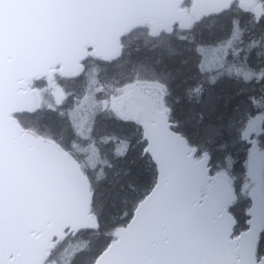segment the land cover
Segmentation results:
<instances>
[{
    "label": "water",
    "instance_id": "obj_1",
    "mask_svg": "<svg viewBox=\"0 0 264 264\" xmlns=\"http://www.w3.org/2000/svg\"><path fill=\"white\" fill-rule=\"evenodd\" d=\"M184 1L0 0V264H40L63 232L98 227L82 169L12 119L34 111V96L24 84L52 77L55 67L74 75L87 59V48L94 59L116 57L120 40L140 28L142 20L150 22L153 33L187 27L191 21L181 10ZM192 1L196 21L220 15L234 2L254 4ZM159 105L132 119L155 166L156 184L94 264H264V257L256 259L264 229L262 159L254 156L250 162L255 189L248 228L232 238L235 222L227 209L234 196L228 181L210 180L208 157L195 159L196 152ZM111 108L118 110L116 103ZM209 183L200 200L197 192Z\"/></svg>",
    "mask_w": 264,
    "mask_h": 264
},
{
    "label": "trees",
    "instance_id": "obj_2",
    "mask_svg": "<svg viewBox=\"0 0 264 264\" xmlns=\"http://www.w3.org/2000/svg\"><path fill=\"white\" fill-rule=\"evenodd\" d=\"M258 2L264 10V0ZM189 6L186 0L181 8ZM248 7L234 2L220 15L191 21L187 27L177 25L168 32L138 28L120 40L116 57H89L79 75L55 76L57 86L67 95L60 107L12 116L24 132L52 142L76 162L88 158L80 147H90L106 157L104 163L86 165L82 170L90 187V212L97 229L67 231L45 264H94L156 184L155 166L144 152L146 143L133 118L121 116L124 119L119 120L100 108V90L106 87L119 89L135 80L162 85L163 111L174 131L196 152L197 160L208 157L210 175L227 171L239 193L246 178L243 163L248 146L242 131L259 116V135L252 148L264 151V13L259 15V10L254 13ZM33 83L34 88L44 85L42 80ZM91 93L94 100L90 105L84 100ZM147 113H139L136 119ZM250 204V199L239 197L228 209L235 221L233 236L247 230ZM71 248L75 251L68 257ZM262 257L264 229L256 251V259Z\"/></svg>",
    "mask_w": 264,
    "mask_h": 264
},
{
    "label": "rangeland",
    "instance_id": "obj_3",
    "mask_svg": "<svg viewBox=\"0 0 264 264\" xmlns=\"http://www.w3.org/2000/svg\"><path fill=\"white\" fill-rule=\"evenodd\" d=\"M189 1H190V6L187 9L181 8V10H182L183 13L186 14L187 19L189 21H194V18H193L192 14H191L193 1L192 0H189ZM257 6H259V12H257V14L261 15L262 13H264V10L261 8V4H260V2H258V0H254V4L252 6H250V7H248V8H249L250 11H253L254 9L257 8ZM149 25H150V22L148 20H142L140 22V26L141 27H147L148 30H149ZM227 48H228V45L225 48L221 49L220 56L224 55V53L226 52ZM85 56L87 58L93 57L91 49H89V48L85 49ZM222 64H223V61L220 60V67H222ZM210 65H211V63H208V67ZM81 72H83L82 65H81L79 71L77 73H75L74 75H71V76L64 75L61 72L59 67H55V68H52V73H53L52 77L40 79L44 83V85L42 87L34 88L35 87L34 83H33L34 81L28 82L27 84H24L23 89L25 91H31L33 96H34V107H33L34 111L35 110H42V109H53L54 110V109L60 107L63 104V102L65 101V99L67 98V95L63 92V90L61 88H59L57 86V84H56V82L54 80L55 76H61V77H65V78L69 77L70 78V77H74V76L79 75ZM40 80H38V81H40ZM137 90H150V91L154 90V91H156L159 94L158 101H159V104H160L159 105L160 106V110H162V111L165 110L164 104H163V97L165 96V88L162 85L158 84V83L141 81V80H135L131 84L126 85V86H124L122 88H119V89H114L112 87H106L103 90H100V91H102V98H101V101H100V108L102 110H104L107 113L108 116L114 117V118L119 119V120H123L124 118L119 116L117 114V112H116V109H112L111 106H112L113 103H116L118 105V101L120 99H122L123 96L131 93L132 91H137ZM93 100H94V97H93V94L91 93V94L88 95V97H86V99L84 101L89 102V104L91 105L93 103ZM83 104L85 105V102H83ZM83 108H84V106H81V109H83ZM76 113H77V116H79V117L81 116L82 110H80L79 106L77 107ZM70 118H73V117L70 115ZM260 118H261V116H259L257 118H252L248 122V124L246 125L245 129L242 131V137H243V139H245V141H246L248 146H247V150H246L245 161L243 163V166H244L245 171H246V178H245L243 184L240 187L239 193L238 194L235 193L234 188L232 186V181L233 180L229 177L230 175H229V173L227 171H225V170L216 171L212 175H210V173H209V178H210L211 181H213L215 179H222V180L224 179V180L228 181V183L230 184V188L232 189L233 196H234L233 203L239 197L250 199V194L255 189V184L250 178V162H251V159L254 156H256V155H258L257 156L258 158H259V156L263 158V163H262V167H261V170H260V176L262 178V183H263L264 151L259 149L256 146H255V148H252V144H253L252 141L255 140V137L257 135H259ZM12 119H13V117H12ZM27 133H29V132H27ZM30 134L33 135L32 133H30ZM33 136L37 140H39L41 142L49 143V144L55 146L50 141H47V140H44L42 138L36 137L35 135H33ZM80 149L81 150H85V152L87 154V157H88L87 159H85L82 162H76L75 161L76 164L82 170H83L84 167H86V165H92L94 163L95 164L104 163L106 157H102L101 158L99 156L98 151L95 152V150H93L90 147L88 149H83L82 147H80ZM67 155L70 156L69 154H67ZM101 159H103V160H101ZM210 184L211 183H209L207 185V188L210 187ZM263 188H264V183H263ZM206 190H205V193H206ZM205 193H204V190H202L201 191V196L204 197ZM228 209H227V213L229 214ZM68 232H71V231H68ZM68 232L65 231L58 238H55L54 241H53V247L55 245H57L58 243H60L62 241V239L67 236ZM235 237L236 236H232V238H235ZM114 240H116L115 237H114ZM74 251H75V249L71 248V250L69 251L67 256L68 257L71 256ZM49 253H48V255H49ZM68 257H66V258H68ZM257 260H259V259H257Z\"/></svg>",
    "mask_w": 264,
    "mask_h": 264
},
{
    "label": "flooded vegetation",
    "instance_id": "obj_4",
    "mask_svg": "<svg viewBox=\"0 0 264 264\" xmlns=\"http://www.w3.org/2000/svg\"><path fill=\"white\" fill-rule=\"evenodd\" d=\"M158 99L159 95L154 90L132 91L118 101L117 114L122 117L137 118L139 113L151 112Z\"/></svg>",
    "mask_w": 264,
    "mask_h": 264
},
{
    "label": "built area",
    "instance_id": "obj_5",
    "mask_svg": "<svg viewBox=\"0 0 264 264\" xmlns=\"http://www.w3.org/2000/svg\"><path fill=\"white\" fill-rule=\"evenodd\" d=\"M202 191V190H201ZM201 191L198 193V198L202 199L203 197L201 196Z\"/></svg>",
    "mask_w": 264,
    "mask_h": 264
},
{
    "label": "bare ground",
    "instance_id": "obj_6",
    "mask_svg": "<svg viewBox=\"0 0 264 264\" xmlns=\"http://www.w3.org/2000/svg\"><path fill=\"white\" fill-rule=\"evenodd\" d=\"M262 50V49H261ZM246 53H247V51H246ZM156 245H154V247H155ZM153 250H154V248H153Z\"/></svg>",
    "mask_w": 264,
    "mask_h": 264
}]
</instances>
